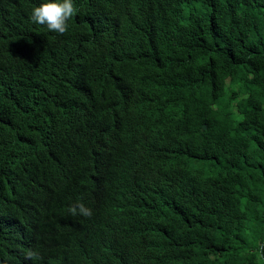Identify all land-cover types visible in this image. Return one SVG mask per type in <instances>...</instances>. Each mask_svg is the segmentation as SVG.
<instances>
[{
	"label": "trees",
	"instance_id": "1",
	"mask_svg": "<svg viewBox=\"0 0 264 264\" xmlns=\"http://www.w3.org/2000/svg\"><path fill=\"white\" fill-rule=\"evenodd\" d=\"M40 2L0 0V227L50 230L20 264H264V0H74L63 35Z\"/></svg>",
	"mask_w": 264,
	"mask_h": 264
},
{
	"label": "clouds",
	"instance_id": "2",
	"mask_svg": "<svg viewBox=\"0 0 264 264\" xmlns=\"http://www.w3.org/2000/svg\"><path fill=\"white\" fill-rule=\"evenodd\" d=\"M77 11L78 9L74 6V0H41L37 6L31 9L29 19L34 24L46 26L49 32L63 35L68 32L69 22L77 14ZM23 208L24 205L21 204L13 212H19ZM67 212L73 217L82 216L85 218L91 217L93 214L92 209L87 207L83 202H77L75 205L69 206ZM0 230L4 233V241H0V244L6 243L12 249L10 257L19 264L27 263V259L34 262L40 259V255L37 252L38 248L29 250L26 256L19 254L17 250L28 248L32 243L39 240L40 237L47 236L50 231L49 228L42 225L37 226L29 235L14 228L5 229L0 227Z\"/></svg>",
	"mask_w": 264,
	"mask_h": 264
},
{
	"label": "bare ground",
	"instance_id": "3",
	"mask_svg": "<svg viewBox=\"0 0 264 264\" xmlns=\"http://www.w3.org/2000/svg\"><path fill=\"white\" fill-rule=\"evenodd\" d=\"M2 214V213H1Z\"/></svg>",
	"mask_w": 264,
	"mask_h": 264
}]
</instances>
